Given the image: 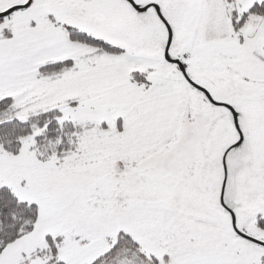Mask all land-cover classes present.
<instances>
[{"label":"snow or ice","instance_id":"1","mask_svg":"<svg viewBox=\"0 0 264 264\" xmlns=\"http://www.w3.org/2000/svg\"><path fill=\"white\" fill-rule=\"evenodd\" d=\"M0 264H264V0H0Z\"/></svg>","mask_w":264,"mask_h":264}]
</instances>
